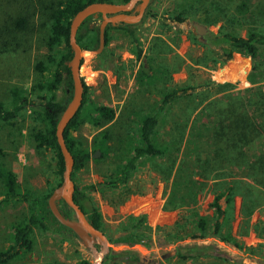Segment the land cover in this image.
Here are the masks:
<instances>
[{"label": "rangeland", "instance_id": "1", "mask_svg": "<svg viewBox=\"0 0 264 264\" xmlns=\"http://www.w3.org/2000/svg\"><path fill=\"white\" fill-rule=\"evenodd\" d=\"M181 2L149 0L147 11L141 20L127 23L133 25L137 43L131 41L120 28L123 23L106 30L107 25L100 16L91 22L90 27L98 30L99 43L96 48L83 49L80 77L87 87L88 102L110 107L114 111V119L100 127L94 126L88 116L83 114V122L70 133L78 147L89 154L83 166L74 173V185L82 195L91 200L101 217L105 234L111 240L119 235L116 231L132 226L129 221L142 219L138 228L149 240L143 238L137 243L110 242V255L106 257V263L111 256H117L126 264H133L136 260L145 264H264V202L247 218L240 214V196H235L231 204H226L222 199L221 206L226 215L221 233L225 235L229 232L240 247L222 242L218 237L210 235L214 220L213 209L210 207L213 200L210 182L204 186L193 206H183L173 196L175 188L172 185L176 171L179 170L177 158L167 157L144 162L132 174L125 188L102 190L97 187L104 176L111 174L119 161L129 155L136 142L137 117L142 115L146 104L156 102L163 92L187 89L189 98H184L180 102L181 106L173 108L167 114V120L171 122H168L164 136L170 143H177L181 136V122L177 124L172 119L180 115V107L193 98L197 109L190 118L210 101L224 99L229 102L240 96L245 97L246 107L251 99L250 102L255 103L254 111L264 114V111L259 110L264 105V50L254 71L244 50L234 52L232 59L223 66L218 63L213 67L208 48L203 46V40L196 36L192 27V22H196L210 29L213 34L222 29L233 36L243 37L254 28L264 32V0H201L199 8L190 10L189 15L183 16L185 19L182 22H169L162 26L160 19L172 16L170 12L176 14L175 10L179 9ZM241 2L245 3L239 12L237 7ZM216 7H221L222 12H218L220 8ZM137 9L136 7L134 13ZM215 20V24H208ZM105 33L109 40L106 47ZM45 34L46 31L37 26L34 32L21 34L17 45L7 53L0 54V102L10 109L16 99L13 91L19 92L17 95L26 100L22 113L11 125L0 124V169L11 171L20 191L34 196L52 193L56 183L54 153L50 149L37 150L31 136L34 129L41 125L38 119L41 103L35 97L40 92L36 85L50 76L53 69L47 57L58 56L64 51L63 45L47 49ZM158 35L165 39L170 50L161 61L156 60L153 64L156 65L155 68L157 65L167 66L171 73L162 76L155 74L154 81L146 86L138 77L139 69L142 63L147 67L144 56L148 54L151 39ZM139 49L142 51L141 57L137 58L136 52ZM205 55L207 57L204 62L212 68L192 64L197 60L203 62ZM242 56L245 61L231 63ZM217 59L220 62L221 58ZM38 62L46 70L38 72L35 68ZM249 75L255 80L248 81ZM251 87L258 88V94L254 91L250 96L244 93L245 89ZM239 110L242 111V108L239 107ZM206 113H209V109L205 110ZM261 123L262 133L251 143L249 156L264 148V120ZM105 128H109L110 138L106 142L109 150L108 155L102 159V154L93 143L96 135ZM179 150H184V143L179 145ZM96 152L98 156L94 157ZM243 175V171L235 170L233 175L226 176L225 179L236 181L242 190L247 185L253 186V182L243 178ZM242 181L246 184H241ZM91 186L96 188L90 189ZM2 198L3 187L0 180V199ZM26 214L25 203H7L0 207V250L10 244L12 226L23 220ZM196 217H203L207 221L204 238L190 237L192 234H200L194 228ZM176 223H179L176 236L183 238L165 241L170 237L167 238L164 232L174 234L169 229L177 227ZM32 238V251L11 264H79L82 261H92L91 251L72 231L57 226L48 231L35 229ZM195 246L207 247L205 252L209 256L187 260H180L176 256L178 250ZM227 259L233 262L229 263Z\"/></svg>", "mask_w": 264, "mask_h": 264}, {"label": "trees", "instance_id": "2", "mask_svg": "<svg viewBox=\"0 0 264 264\" xmlns=\"http://www.w3.org/2000/svg\"><path fill=\"white\" fill-rule=\"evenodd\" d=\"M128 0H0V54H5L9 49L18 43V37L26 34L28 31L35 29H44L46 31L44 43L47 49L63 45L64 51L58 56H48L47 59L52 65L50 76L44 81L36 85L40 94L35 97L41 103L39 105L38 119L41 123L40 127L34 129L32 139L35 148L50 149L54 153L56 170L54 172L56 183L54 189L60 185L61 173L63 170L62 158L55 140V125L61 112L65 108L70 99L71 79L67 64L71 57L68 45L69 24L73 15L88 4L94 2L103 3H125ZM179 9L175 10L176 14L172 16L162 17L161 25H168L169 22H182L185 15L190 14V10H195L201 0H181ZM245 2L238 5L240 12ZM218 12H222L221 7ZM157 18L156 15H152ZM169 16V14H168ZM95 20L94 17L86 19L78 28L76 41L81 49L96 48L99 43L97 28H91L90 24ZM217 20L208 22L215 24ZM230 24V22H229ZM111 28L107 25L106 30ZM131 41L137 43L135 30L133 25L123 23L120 25ZM108 37L105 33L104 45H108ZM208 48L211 55L210 63L216 66H223L227 61L232 59V54L237 51L244 50L249 56L252 63V70H256V64L260 61L261 52L264 50V32L254 28L247 31L246 36H233L230 32H224L219 29L216 34L210 33L203 43ZM169 45L160 35L151 39L148 47L146 58L147 67L142 63L138 77L142 84L148 86L154 81V75L162 76L170 74L167 66H158L153 63L156 60L161 61L169 51ZM141 49L137 50L136 57H141ZM176 57H178L176 55ZM203 59L193 61L195 66L209 67ZM221 58L218 62L217 58ZM179 58V57H178ZM153 60V61H152ZM245 61V57H237L232 64ZM183 64V61H182ZM166 65V64H163ZM38 72L46 70V67L38 62L35 65ZM212 68V67H209ZM255 79L249 75L248 81ZM214 84V83H213ZM84 93L82 104L70 121L64 131L65 144L73 157L74 165L71 173V179L74 183V173L80 169L87 160L89 154L86 150L80 149L70 133L74 131L83 122L82 115H87L90 122L94 126H105L114 119V111L105 105H93L88 102L87 87L83 84ZM258 88H247L244 93L258 94ZM35 92V91H33ZM59 92V93H58ZM187 89H172L163 92L156 102L146 104L145 110L136 119V142L133 145L129 155L115 166L113 172L104 176L103 181L97 184L100 189L118 190L128 186L132 174L137 170L138 166L146 161L163 160L165 158H174L179 160V170L176 171L173 187L175 193L173 196L183 206H193L196 204L197 196L203 191L204 186L208 182L211 184L210 193L213 200L210 207L213 209L214 220L212 222V236L218 237L222 242L230 243L236 247H240L232 235L227 232L222 235L221 230L225 219L226 211L221 206V200L224 199L226 204H231L235 196L242 199L240 214L243 217H249L255 208L264 202V148L259 149L257 153L249 156L250 145L255 138L260 137L262 133V120L264 114L257 113L254 107L255 103H245V97H236L229 102L224 99H215L206 104L200 111L190 118L197 109L195 99L185 103L181 108L182 113L175 116L174 122H181V136L178 137L177 143H170L166 134L168 122L167 114L175 107H179L180 102L187 97ZM19 92L13 91L15 100L10 109H7L0 102V124H12L23 111L25 107V98L17 95ZM35 94V93H34ZM264 102V100H263ZM242 108V111L239 110ZM254 107V108H252ZM244 108V109H243ZM251 108V109H250ZM209 109V113L205 114V110ZM264 111V105L259 108ZM256 113V114H255ZM178 124V123H177ZM165 132V133H164ZM109 128L101 130L94 139V147L99 149L104 156L108 155L109 147L106 142L109 140ZM184 143V150H179V145ZM179 144V145H178ZM244 172V177L253 182V186L245 187L244 191L236 181H226V176L233 175V171ZM0 180L3 187V198L0 199V207L7 203H25L27 205V214L16 224L12 226L10 244L0 250V264H11L20 260L24 255L30 253L33 249V233L35 229L43 231L51 230L53 226L60 229L70 231L60 225L51 214L47 199L51 192L34 196L28 192L23 193L18 188L15 175L6 169H0ZM241 184H246L244 181ZM91 186L90 189H95ZM242 190V191H241ZM249 190V191H248ZM248 192V193H247ZM253 194V195H252ZM256 194V195H255ZM73 200L85 214L87 221L94 227L101 229L104 233V225L101 217L93 206L91 200L82 195L75 185ZM186 200V203H185ZM61 213L65 217H70L71 211L61 201ZM132 226L127 229L116 231L119 233L116 239L111 240L106 234L110 242L117 243H137L146 236L139 231L138 225L142 223V219L129 221ZM194 223L195 230L200 234H192L190 237L204 238L207 221L203 217H196ZM246 223V221H245ZM175 228L169 229L171 232L165 231L167 238L165 241L182 239L178 234L179 223L175 224ZM180 231V230H179ZM146 240H149L147 237ZM264 247V246H262ZM207 247H190L186 250H178L176 256L180 260L195 259L205 257L208 254ZM209 256V255H208ZM79 264H88L82 261Z\"/></svg>", "mask_w": 264, "mask_h": 264}, {"label": "water", "instance_id": "3", "mask_svg": "<svg viewBox=\"0 0 264 264\" xmlns=\"http://www.w3.org/2000/svg\"><path fill=\"white\" fill-rule=\"evenodd\" d=\"M149 0H128L125 3L94 2L77 11L70 20L68 45L71 52L67 64L71 79V96L55 125L54 136L62 158L63 170L60 185L53 190L47 199V206L63 227L72 231L92 253V261L88 264H102L110 249V241L105 233L87 221L83 211L73 200L75 185L71 179L74 160L68 151L64 131L70 121L77 114L83 101V81L80 77V65L83 49L76 41L78 28L89 17L100 16L105 25L114 26L119 23H137L144 15ZM138 8L134 13L135 8ZM195 27L204 29V26L195 23ZM98 156V152L94 157ZM63 202L71 211L70 217H65L59 208V202ZM96 240L98 243H95ZM97 244V245H96Z\"/></svg>", "mask_w": 264, "mask_h": 264}, {"label": "flooded vegetation", "instance_id": "4", "mask_svg": "<svg viewBox=\"0 0 264 264\" xmlns=\"http://www.w3.org/2000/svg\"><path fill=\"white\" fill-rule=\"evenodd\" d=\"M147 7H148V5H147ZM147 7H146V9H145V12H144V14L146 13V11H147ZM196 22H192V27L194 28V33L196 34V36L198 37V38H201L202 40H203V43H205V38L210 34V33H212L211 31H210V29H208L207 27H205L204 26V29L202 30V29H197L196 27H195V24ZM198 24V23H197ZM201 26H203V25H201ZM59 207L61 206L60 205V202H59V205H58ZM110 254L108 253L106 256H105V258H104V260H103V263L102 264H126V262H124V261H121L120 259H119V257H117V256H111L110 257V261L109 262H105V259H106V257H108ZM126 259H127V257H125ZM133 264H145L144 262H142V261H140V260H136V261H134V263Z\"/></svg>", "mask_w": 264, "mask_h": 264}, {"label": "crops", "instance_id": "5", "mask_svg": "<svg viewBox=\"0 0 264 264\" xmlns=\"http://www.w3.org/2000/svg\"><path fill=\"white\" fill-rule=\"evenodd\" d=\"M223 259H225V258H223ZM227 260H228L229 263H232L233 262L231 259H227Z\"/></svg>", "mask_w": 264, "mask_h": 264}]
</instances>
